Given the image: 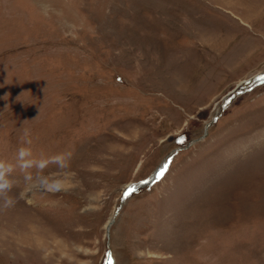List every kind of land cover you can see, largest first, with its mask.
I'll return each instance as SVG.
<instances>
[{
  "label": "rangeland",
  "instance_id": "obj_1",
  "mask_svg": "<svg viewBox=\"0 0 264 264\" xmlns=\"http://www.w3.org/2000/svg\"><path fill=\"white\" fill-rule=\"evenodd\" d=\"M261 75L264 0H0V264H264Z\"/></svg>",
  "mask_w": 264,
  "mask_h": 264
},
{
  "label": "clouds",
  "instance_id": "obj_2",
  "mask_svg": "<svg viewBox=\"0 0 264 264\" xmlns=\"http://www.w3.org/2000/svg\"><path fill=\"white\" fill-rule=\"evenodd\" d=\"M26 136L27 133H25V137ZM25 143H30V141L25 140ZM31 154V150L24 147L19 148L17 152L18 157L21 159V161H23L22 163H20V169L24 173L23 178L25 183H28L33 179L32 174L27 171V169L32 167V162L23 160L25 156H29ZM50 159H57L61 161L66 160L65 163L61 164V168L65 170L69 167L71 154L62 153L54 157H50ZM37 167L42 170L44 167H46V161H41L37 165ZM6 171H12L11 166L5 169L4 163L0 162V209L11 208L16 203L15 199L11 195H9L12 192V189L15 187V182L6 178ZM32 187L42 189L49 193H56L64 190V180L60 177L52 180L43 178L39 180L38 184L32 185Z\"/></svg>",
  "mask_w": 264,
  "mask_h": 264
},
{
  "label": "water",
  "instance_id": "obj_3",
  "mask_svg": "<svg viewBox=\"0 0 264 264\" xmlns=\"http://www.w3.org/2000/svg\"><path fill=\"white\" fill-rule=\"evenodd\" d=\"M263 77V78H262ZM260 79L259 80H261V78L262 79H264V75L263 76H261V77H259ZM257 83V81L256 82H251V83H249L247 86H243V87H239V88H237L234 92H232L228 97H226L224 100H223V102H222V104H221V107L224 105V104H226L227 102H229V101H231L236 95H238V94H240V93H242V92H245V91H247V90H249V89H251L252 87H254L255 86V84ZM189 145V144H188ZM176 150H179V149H175L174 151H176ZM162 168L161 167H157L148 177H146L144 180H141V181H139V182H137V183H135L128 191H127V193L128 194H130L131 192H133L134 190H136L137 188H139V187H143V186H148L150 183H152L155 179H157L160 175V173L162 172V170H161ZM109 225H110V223L106 226V229L109 227ZM107 231V230H106ZM108 261H109V258H108Z\"/></svg>",
  "mask_w": 264,
  "mask_h": 264
},
{
  "label": "bare ground",
  "instance_id": "obj_4",
  "mask_svg": "<svg viewBox=\"0 0 264 264\" xmlns=\"http://www.w3.org/2000/svg\"><path fill=\"white\" fill-rule=\"evenodd\" d=\"M261 76H263V75H261ZM261 76H259V77H261ZM259 77H256V78L251 79L248 83H246L245 86H247L249 83H251V82H253V81H254V82L257 81V83L255 84V86H256V85H259V84H261V83H263V82H264V79H262L263 77L261 78V80H259V79H260ZM162 169H163V168H162ZM162 169H161V170H162ZM21 222H22V225H23V221H21ZM21 222H19V224H20ZM107 230H108V229H107ZM108 264H110V260L108 261Z\"/></svg>",
  "mask_w": 264,
  "mask_h": 264
},
{
  "label": "snow or ice",
  "instance_id": "obj_5",
  "mask_svg": "<svg viewBox=\"0 0 264 264\" xmlns=\"http://www.w3.org/2000/svg\"><path fill=\"white\" fill-rule=\"evenodd\" d=\"M159 175L162 176V175H163V172H161ZM158 178H159V177H158Z\"/></svg>",
  "mask_w": 264,
  "mask_h": 264
}]
</instances>
